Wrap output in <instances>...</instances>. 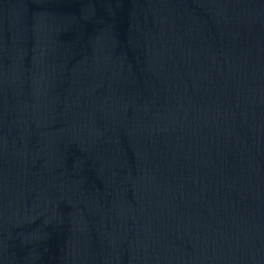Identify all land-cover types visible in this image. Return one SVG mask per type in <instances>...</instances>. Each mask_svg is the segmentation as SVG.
I'll return each mask as SVG.
<instances>
[{"label": "water", "instance_id": "obj_1", "mask_svg": "<svg viewBox=\"0 0 264 264\" xmlns=\"http://www.w3.org/2000/svg\"><path fill=\"white\" fill-rule=\"evenodd\" d=\"M0 264H264V0H0Z\"/></svg>", "mask_w": 264, "mask_h": 264}]
</instances>
